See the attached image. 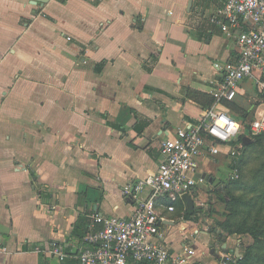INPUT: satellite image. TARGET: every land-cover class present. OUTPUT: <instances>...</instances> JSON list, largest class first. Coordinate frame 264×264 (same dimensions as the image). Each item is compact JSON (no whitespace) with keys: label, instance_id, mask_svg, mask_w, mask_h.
<instances>
[{"label":"crops","instance_id":"0c3cea01","mask_svg":"<svg viewBox=\"0 0 264 264\" xmlns=\"http://www.w3.org/2000/svg\"><path fill=\"white\" fill-rule=\"evenodd\" d=\"M223 1L0 0V264H79L95 214L132 213L121 188L156 170L161 141L202 109H228L213 92L216 64L237 55L210 22ZM251 99L244 81L234 100ZM221 150L198 160L209 179L196 201L229 166ZM175 211L161 210L169 251L192 244V261L219 264L208 219ZM220 248L233 251L229 235Z\"/></svg>","mask_w":264,"mask_h":264},{"label":"built area","instance_id":"2783aa9c","mask_svg":"<svg viewBox=\"0 0 264 264\" xmlns=\"http://www.w3.org/2000/svg\"><path fill=\"white\" fill-rule=\"evenodd\" d=\"M210 22L237 46L234 60L216 64L221 79L213 92L218 99L232 102L241 83L250 81L261 95L258 106L250 110L247 133L244 124L219 104L204 109L195 122L176 128L159 145L156 170L122 186V195L135 202L132 213L128 217L93 216L81 238L79 264H196L191 260V245L170 252L162 241L161 227L168 219L161 210L174 211V203L184 202V195L206 210L202 201H196V193L198 186L207 185L209 174L199 172L198 160L216 163L225 148L224 155L232 164L243 148L238 141L242 135L264 134V0H224ZM228 175L229 179L237 177L236 170ZM51 252L60 261L67 256L61 243H54Z\"/></svg>","mask_w":264,"mask_h":264},{"label":"rangeland","instance_id":"374dc122","mask_svg":"<svg viewBox=\"0 0 264 264\" xmlns=\"http://www.w3.org/2000/svg\"><path fill=\"white\" fill-rule=\"evenodd\" d=\"M248 92L252 93L254 90L249 89ZM252 105L257 107L258 101L256 102L254 99H251L246 103H230L228 104V111L230 112L231 110L230 114L235 113V115H233L234 117L242 119L244 124L248 125V122L251 119L249 109ZM203 110L204 109L200 110L199 115ZM249 136L252 139V143L246 148H242L239 155L231 161L232 164L230 163L228 167L225 166L224 169H222V172H220L221 174L214 179V184L212 186L201 189L203 192L202 194H204V199L201 201L205 204L206 210L204 209L203 212L200 210L195 214V219H208V223H204L203 227H205L207 232L212 235L215 240V248H217V251L214 253V256L219 264H253V256L248 257L247 259H244V257L248 248L253 246L256 237L249 233V231L241 232L240 234H230L229 236L233 251L225 253L221 250L220 243L225 242L228 235L224 232L223 234H220V231L222 230H220L219 226V223L227 222L229 224L232 222L231 227L235 228L237 222L244 218L247 212V207L244 208L245 204H242L241 202L245 201L246 204L248 203L249 198H251L253 194L252 192L247 194V191L252 189L253 185H256L261 191H264V136L256 137L250 134ZM233 169L236 170L237 177L233 176V179L237 178V184L232 185V187L230 186V183H233L234 180H230L228 174ZM229 187L232 188V190H230ZM233 198H240V203L233 204ZM237 211L238 213L235 215V212ZM230 212V217H226L225 213L228 214ZM205 213H209V215L206 216ZM218 233L220 234V237L217 236ZM258 238L263 237L258 234ZM191 249H195L192 244ZM251 251L256 254L260 253V251L255 249H252ZM262 253L264 254V252ZM194 262L199 264L197 261Z\"/></svg>","mask_w":264,"mask_h":264},{"label":"trees","instance_id":"16d2710c","mask_svg":"<svg viewBox=\"0 0 264 264\" xmlns=\"http://www.w3.org/2000/svg\"><path fill=\"white\" fill-rule=\"evenodd\" d=\"M258 95H259L258 97H261L260 94H258ZM235 102L236 101L233 100L230 103L234 104ZM234 118L241 121L244 124L242 119H238L237 117H234ZM244 126L246 128V130H245V133H246L248 131V125L244 124ZM252 136L260 137V136H264V134L252 135ZM239 140H241V137L238 139V141ZM249 145H247V146H249ZM247 146L243 145V148H246ZM236 179H230L232 181L234 180L233 183H230V186L237 184ZM229 189L232 190V188H230V187H229ZM251 192L253 195L251 196V198H249L248 203L246 204L245 201L241 202L242 204L243 203L245 204L244 208L247 207L246 208L247 212H246L244 218H242L243 216L241 217L242 219L237 222V225L235 228L231 227L232 222H230L229 224L227 222L219 223L220 230H222V231H220V234H223V232L226 233L227 235L236 234V233L240 234L241 232L249 231V233H251L256 238L254 239L255 242H254L253 246L251 248H248L244 259H247L248 257L253 256L255 259V261L253 259V264H264V254L262 253V252H264V219H263L264 218V191H261L260 188H258L256 185H253L252 189L247 191V194H250ZM164 202L166 204L170 203L167 200H165ZM232 203L233 204H239L240 198H233ZM174 207H175L174 211L177 209H178V211L181 210L183 212L184 218H187V219H189L191 216H194L196 214V210L194 211L193 214H189L187 209H186L185 203L182 201H178V202L174 203ZM237 213H238V211L235 212V215ZM205 214H206V216L209 215V213L208 214L205 213ZM225 215H226V217H230L231 212L228 214L225 213ZM239 215H241V214H239ZM220 234L218 233L217 236L220 237ZM258 234L262 235L263 238H258ZM83 236H84V234L81 236V238ZM252 249L260 251V253L256 254L253 251H251ZM250 264H252V263H250Z\"/></svg>","mask_w":264,"mask_h":264},{"label":"water","instance_id":"95a60500","mask_svg":"<svg viewBox=\"0 0 264 264\" xmlns=\"http://www.w3.org/2000/svg\"><path fill=\"white\" fill-rule=\"evenodd\" d=\"M31 1H33V3H37V2H45L46 0H31ZM241 142L247 146L252 142V139L247 135H243L241 136ZM183 200L189 214H193L195 210L199 211L198 207L194 204L193 199L189 195H184Z\"/></svg>","mask_w":264,"mask_h":264}]
</instances>
